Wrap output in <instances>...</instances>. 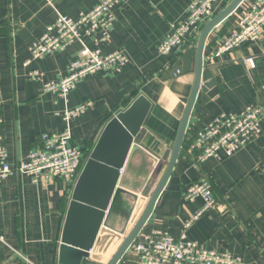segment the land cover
I'll list each match as a JSON object with an SVG mask.
<instances>
[{"label":"crops","instance_id":"0c3cea01","mask_svg":"<svg viewBox=\"0 0 264 264\" xmlns=\"http://www.w3.org/2000/svg\"><path fill=\"white\" fill-rule=\"evenodd\" d=\"M98 1L0 0V144L6 148L10 164L22 162L29 150L40 145L41 134L64 129L61 113L65 108L89 101L92 105L70 123L69 143L82 150L85 161L111 117L127 109L136 97L145 96L152 106L142 127L141 150L133 154L127 173L128 184L137 188L171 147L193 85V63L188 72L165 78L186 48L166 55L156 49L169 25L186 17L193 0H125L116 5L109 42L98 46L90 39L85 42L102 54L122 51L128 57L124 68L85 77L66 100L44 92L43 81L67 73L79 44L25 64L30 45L57 13L76 18ZM230 1L217 0L213 14ZM241 9L239 6L217 25L206 41L203 62L213 71L196 95L184 141L220 113H237L248 104L264 107V27L257 41L233 52L219 53L217 48L231 33ZM199 32L193 34V45ZM245 57H252L254 67L244 64ZM32 70H38L40 77L30 78ZM180 151L167 186L140 233L157 230L178 237L184 222L204 204L200 197L184 199L183 193L190 183L205 178L216 201L225 207L202 213L186 228L187 238L207 249L240 256L243 264H264V120L258 135L229 158L192 164L183 148ZM162 171L152 174L141 193L130 190L135 199L131 194L116 198L106 220L107 230H102L90 256L80 264L107 262L131 227L127 220L130 208L141 196L150 195ZM74 183L48 173L36 182L19 173L0 181V264H60V236ZM132 260V255L125 254L118 264H132Z\"/></svg>","mask_w":264,"mask_h":264},{"label":"built area","instance_id":"2783aa9c","mask_svg":"<svg viewBox=\"0 0 264 264\" xmlns=\"http://www.w3.org/2000/svg\"><path fill=\"white\" fill-rule=\"evenodd\" d=\"M124 2L125 0H99L89 11L79 13L76 18L56 14L54 21L30 45V58L24 63L51 55L75 42L79 44V48L75 58L68 63L65 75L55 80L43 81L44 92L54 93L66 100L76 83L85 77L99 71L124 68L128 57L122 51L102 54L98 47L90 48L85 42V39H90L96 46L109 42L115 21L113 8ZM216 3L217 0H193L186 9V17L169 25L168 33L156 47L158 53L166 55L173 49L192 46L193 34L198 33L201 26L214 15ZM239 6H242L241 14L231 33L217 47L219 53L233 52L242 45L257 41L262 35L264 0H244ZM243 62L250 67L255 65L252 57H245ZM29 77L37 79L40 72L32 70ZM91 105L92 102L87 101L73 108H65L61 113L65 122L64 129L59 133L41 134L40 145L29 150L26 160L15 165L9 163L6 148L0 144V181L13 173H19L36 182L39 177L48 173L73 184L84 164V153L69 143L72 139L70 123ZM263 120L264 107L260 104H248L237 113H220L184 141L182 148L192 164L207 159L229 158L258 135ZM1 125L0 118V128ZM183 196L186 200L200 197L204 204L184 222L178 237L157 230L140 233L126 252L133 256L132 264H243L240 256L207 249L186 236V228L198 220L202 213L215 208L224 209L225 205L214 198L212 185L201 178L190 183ZM102 230H107V227L102 225L98 236Z\"/></svg>","mask_w":264,"mask_h":264},{"label":"water","instance_id":"95a60500","mask_svg":"<svg viewBox=\"0 0 264 264\" xmlns=\"http://www.w3.org/2000/svg\"><path fill=\"white\" fill-rule=\"evenodd\" d=\"M243 1L231 0L227 6L211 16L200 28L194 45L186 48L166 74L165 78L178 76L188 72L191 63L194 65L193 85L186 99L174 141L171 147L165 150L162 163L152 167L142 177L137 188H133L127 182L128 167L135 151L141 150L140 143L145 132L142 127L152 102L145 96H138L127 109L116 113L106 123L72 187L60 236L58 251L60 264H80L83 258H88L89 251L100 239L98 233L101 226L108 225L106 220L116 198L121 194H131L135 199L136 194L130 190L141 193L152 174L163 169L150 195L141 196L136 205L130 208L127 220L131 227L105 264H118L125 257L167 186L185 140L196 95L211 78L213 70L207 69L203 62L206 41L212 30L226 20ZM153 160L157 162L156 158ZM163 162L165 165L162 168ZM119 233L123 234L124 229L119 230Z\"/></svg>","mask_w":264,"mask_h":264},{"label":"trees","instance_id":"16d2710c","mask_svg":"<svg viewBox=\"0 0 264 264\" xmlns=\"http://www.w3.org/2000/svg\"><path fill=\"white\" fill-rule=\"evenodd\" d=\"M202 27V26H201Z\"/></svg>","mask_w":264,"mask_h":264}]
</instances>
